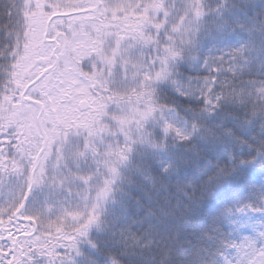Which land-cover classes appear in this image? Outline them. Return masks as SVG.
Masks as SVG:
<instances>
[{"label":"snow or ice","instance_id":"1","mask_svg":"<svg viewBox=\"0 0 264 264\" xmlns=\"http://www.w3.org/2000/svg\"><path fill=\"white\" fill-rule=\"evenodd\" d=\"M0 186V264H264V0H0Z\"/></svg>","mask_w":264,"mask_h":264},{"label":"trees","instance_id":"2","mask_svg":"<svg viewBox=\"0 0 264 264\" xmlns=\"http://www.w3.org/2000/svg\"><path fill=\"white\" fill-rule=\"evenodd\" d=\"M7 189H8V187H2V186H0V193H4L5 190H7ZM7 226H8L7 221H4L3 223H0V230H2L5 234L7 232ZM9 238L11 240L8 239V244H9V247L11 248V247H13V245L14 246L16 245V242H15L16 240H15L14 237H11V236H9ZM21 241H24V242L21 243ZM37 241H39V237L38 236L35 237V238L27 239V240H25L24 237L20 238V240H19L20 250L25 254L26 253L27 246L29 244H31L32 246H36Z\"/></svg>","mask_w":264,"mask_h":264},{"label":"rangeland","instance_id":"3","mask_svg":"<svg viewBox=\"0 0 264 264\" xmlns=\"http://www.w3.org/2000/svg\"><path fill=\"white\" fill-rule=\"evenodd\" d=\"M10 189V188H9ZM14 190H6L5 193H0V207L11 203L12 198L14 195H18V189L12 188ZM8 191V193H7ZM22 255H25L23 252H21ZM13 260H21L20 255H17L16 257H13Z\"/></svg>","mask_w":264,"mask_h":264}]
</instances>
